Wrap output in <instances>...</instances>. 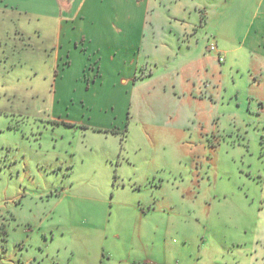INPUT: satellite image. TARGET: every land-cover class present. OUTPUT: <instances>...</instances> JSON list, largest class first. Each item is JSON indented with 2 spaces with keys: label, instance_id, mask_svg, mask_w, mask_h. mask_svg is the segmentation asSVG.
<instances>
[{
  "label": "rangeland",
  "instance_id": "374dc122",
  "mask_svg": "<svg viewBox=\"0 0 264 264\" xmlns=\"http://www.w3.org/2000/svg\"><path fill=\"white\" fill-rule=\"evenodd\" d=\"M29 32L28 38L14 36L7 46L0 45V264H70L65 250L72 243L70 234L85 241L86 249L77 245L82 254L78 260L88 261L97 245L92 231L119 229L127 235L136 220L135 209L156 201L146 188L121 194L114 179L129 180V175L141 176L159 166L173 168L179 177L164 183L159 194L167 196L157 203L161 210L171 198L175 202L174 216L158 224L172 231L166 241L174 250L172 260L264 264V108L250 99L246 59L239 60V71L228 67L219 74L212 124L207 107L189 101L197 114L184 136L150 124L159 106L160 80L149 76L129 106L123 138L125 129H92L59 120L75 121L86 108H77L57 92L62 76L54 45L32 28ZM200 38L191 34L186 44L203 52L209 44ZM220 59L225 66V58ZM146 62L148 68L140 74L156 70L142 59ZM59 66L61 72L67 64L61 61ZM81 72L80 67L74 69L75 74ZM97 74L89 66L87 83ZM77 77L67 75L63 81L70 86ZM57 93L63 100L59 108ZM124 108L116 109L119 120ZM159 175L171 179L169 172ZM176 183L185 197L176 191ZM72 238L76 244L77 237ZM152 258L166 259L158 253Z\"/></svg>",
  "mask_w": 264,
  "mask_h": 264
},
{
  "label": "crops",
  "instance_id": "0c3cea01",
  "mask_svg": "<svg viewBox=\"0 0 264 264\" xmlns=\"http://www.w3.org/2000/svg\"><path fill=\"white\" fill-rule=\"evenodd\" d=\"M31 28L37 37L50 39L54 45L57 73L62 76L60 82L57 78V92L77 108H86L80 109L82 114L75 121L59 117L64 123L123 131L130 123L128 110L135 92L150 76L151 80H160L156 87L159 106L150 124L184 136L197 114L196 105L191 106L189 101L207 107L212 124L217 117L214 106L219 99V74L228 67L239 71L240 59L248 64L245 78L251 89L250 99L264 108V0H0V45L7 46L14 36L28 38ZM191 34L208 42L203 52L186 44ZM214 44L217 50L211 52ZM220 57L225 58V66ZM142 59L151 61L156 70L140 74L150 63L144 65ZM61 61L67 66L59 72ZM89 66L98 78L88 84L85 72ZM77 67L82 69L79 74L74 73ZM67 75H78L69 81L70 86L63 81ZM61 102L57 93V107ZM122 105L125 112L119 120L116 109ZM161 172H169L171 179L166 181L168 176L159 175ZM128 179H114L124 192L121 194L129 188L134 192L146 188L152 190L156 201L135 209L136 220L127 235L119 229L92 231L97 245L87 249L90 257L86 262L78 260L82 254L77 248L86 249L85 241L78 240L80 235L70 234L77 237L76 244L70 237L72 243L65 246L70 264H188L172 260L174 250L166 243L172 231L161 230L158 225L174 216L172 198L161 210L157 206L161 196H167L159 194L164 183L179 179L174 169L159 166L141 176L129 175ZM152 179L160 182L153 185ZM179 185L176 183V191L185 197ZM156 253L166 259L154 260ZM92 255L94 262L90 261ZM193 264L204 262L198 258Z\"/></svg>",
  "mask_w": 264,
  "mask_h": 264
},
{
  "label": "built area",
  "instance_id": "2783aa9c",
  "mask_svg": "<svg viewBox=\"0 0 264 264\" xmlns=\"http://www.w3.org/2000/svg\"><path fill=\"white\" fill-rule=\"evenodd\" d=\"M217 49H216V46L215 45H212L211 47H210V51L211 52H215ZM223 60L222 59H220V62H222Z\"/></svg>",
  "mask_w": 264,
  "mask_h": 264
},
{
  "label": "trees",
  "instance_id": "16d2710c",
  "mask_svg": "<svg viewBox=\"0 0 264 264\" xmlns=\"http://www.w3.org/2000/svg\"><path fill=\"white\" fill-rule=\"evenodd\" d=\"M126 126H128V124H127ZM127 130H128V128L126 127V128H125V131L123 132V138H125V137H126ZM112 133H115V134H116V132H115V131H112Z\"/></svg>",
  "mask_w": 264,
  "mask_h": 264
}]
</instances>
